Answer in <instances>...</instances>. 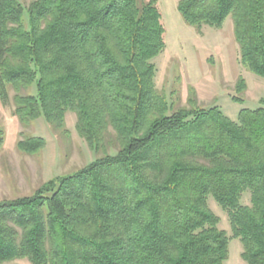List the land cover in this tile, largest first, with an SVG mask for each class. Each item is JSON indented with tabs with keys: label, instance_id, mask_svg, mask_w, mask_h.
<instances>
[{
	"label": "trees",
	"instance_id": "1",
	"mask_svg": "<svg viewBox=\"0 0 264 264\" xmlns=\"http://www.w3.org/2000/svg\"><path fill=\"white\" fill-rule=\"evenodd\" d=\"M158 2L0 0V103L13 91L24 126L43 117L61 128L74 112L93 150L109 147V130L119 145L32 196L1 201L0 264H227L237 239L245 264H264V100L237 120L218 107L174 110L155 82L165 50ZM178 11L197 29L231 18L240 63L264 78V0H180ZM45 145L23 137L17 147L35 155Z\"/></svg>",
	"mask_w": 264,
	"mask_h": 264
},
{
	"label": "rangeland",
	"instance_id": "2",
	"mask_svg": "<svg viewBox=\"0 0 264 264\" xmlns=\"http://www.w3.org/2000/svg\"><path fill=\"white\" fill-rule=\"evenodd\" d=\"M28 8L35 0H19ZM180 0H159L158 7L164 25L165 50L153 61L156 87L172 104L174 110L191 106L209 109L218 107L228 118L237 120L243 109H257L264 100V78L240 63V50L229 18L221 29L188 25L178 11ZM245 81V90L238 88ZM32 94L37 89L32 86ZM194 92V94H193ZM193 94V95H192ZM11 104L0 103V202L32 196L43 185L61 177L71 176L105 154L115 155L119 145L113 130H109V147L104 152L93 150L76 128L77 115L68 112L64 127L40 119L27 126L14 115V95ZM190 99L194 101L190 102ZM23 137L45 140V147L35 155L18 150ZM249 202V198L245 199ZM210 208L220 218V229L229 236V218L215 200ZM242 243L229 244L227 264H245ZM5 264H31L18 260Z\"/></svg>",
	"mask_w": 264,
	"mask_h": 264
}]
</instances>
